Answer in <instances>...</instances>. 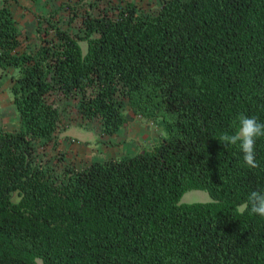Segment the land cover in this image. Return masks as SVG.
Masks as SVG:
<instances>
[{"label": "trees", "instance_id": "trees-1", "mask_svg": "<svg viewBox=\"0 0 264 264\" xmlns=\"http://www.w3.org/2000/svg\"><path fill=\"white\" fill-rule=\"evenodd\" d=\"M18 3L0 0V71H13L19 122L0 131V264H264V218L245 210L264 188V136L256 168L220 141L240 114L264 124V0H161L153 13L88 3L67 20L37 16L32 49ZM61 98L103 134L124 126L127 106L164 135L56 174L37 149ZM192 190L210 201L180 203Z\"/></svg>", "mask_w": 264, "mask_h": 264}, {"label": "rangeland", "instance_id": "rangeland-1", "mask_svg": "<svg viewBox=\"0 0 264 264\" xmlns=\"http://www.w3.org/2000/svg\"><path fill=\"white\" fill-rule=\"evenodd\" d=\"M111 1L117 3L120 0ZM126 1L135 3L140 12L145 13H153L161 7V0ZM106 2L107 0H19L13 12L23 37L28 36L24 46L32 49L36 43L33 23L37 16L55 14L56 18L67 20L69 17L66 8L72 7L83 11L88 3H94L102 8ZM81 46L85 52L86 44L81 43ZM12 72L10 70L7 74ZM7 74L0 71V131H14L19 126ZM57 106L60 119L53 138L37 149L38 159L48 163L56 174H61L66 166L82 169L94 160L122 159L149 151L164 135L163 127L159 123L135 114L127 106L124 109L126 123L112 136L103 134L99 120L81 117L77 111V100L61 98L57 101ZM209 201L210 198L205 191L192 190L182 196L180 203ZM37 263L40 264L39 261Z\"/></svg>", "mask_w": 264, "mask_h": 264}, {"label": "clouds", "instance_id": "clouds-1", "mask_svg": "<svg viewBox=\"0 0 264 264\" xmlns=\"http://www.w3.org/2000/svg\"><path fill=\"white\" fill-rule=\"evenodd\" d=\"M264 136V124L258 122L257 118L240 114L238 116V127L232 134H223L220 141L224 146H238L243 154V162L249 168H256V139ZM245 210L264 218V188L252 190L245 202Z\"/></svg>", "mask_w": 264, "mask_h": 264}]
</instances>
